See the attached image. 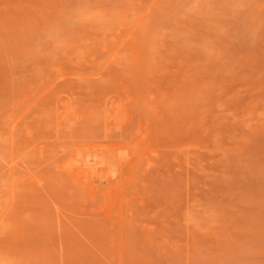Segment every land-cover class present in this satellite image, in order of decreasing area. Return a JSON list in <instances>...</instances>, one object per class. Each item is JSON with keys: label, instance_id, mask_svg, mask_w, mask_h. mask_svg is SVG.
Segmentation results:
<instances>
[{"label": "rangeland", "instance_id": "obj_1", "mask_svg": "<svg viewBox=\"0 0 264 264\" xmlns=\"http://www.w3.org/2000/svg\"><path fill=\"white\" fill-rule=\"evenodd\" d=\"M0 264H264V0H0Z\"/></svg>", "mask_w": 264, "mask_h": 264}]
</instances>
